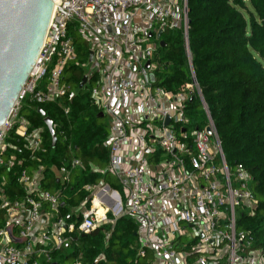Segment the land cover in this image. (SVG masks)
Listing matches in <instances>:
<instances>
[{
  "label": "built area",
  "instance_id": "1",
  "mask_svg": "<svg viewBox=\"0 0 264 264\" xmlns=\"http://www.w3.org/2000/svg\"><path fill=\"white\" fill-rule=\"evenodd\" d=\"M55 4L37 62L1 128L0 164L14 162V156L3 155L6 136L13 130L27 140L32 153L45 151L42 129L29 132L21 108L27 100L55 101L69 91L64 73L77 57L69 32L73 28L92 51V59L82 67L91 64L86 75L95 84L86 91L104 115L113 117L103 141L109 150L103 171L117 178L123 195L106 186L86 185L90 202L75 207L73 219L67 221L59 215L61 195L42 189L38 172L23 170L18 181L26 198L12 201L2 195L6 221L0 226V264H50L52 252L71 242L73 233L88 234L113 223L109 212L135 220L139 255L151 252L150 264H264V244L257 245L252 232L240 225V219L253 215L259 205L253 176L243 164L227 162L195 79L189 0H59ZM159 30L162 35L157 38ZM165 31L181 32L191 74V81L176 92L158 85L157 77L151 79L159 68L153 58ZM195 95L211 134L206 127L189 132L186 104ZM78 168L82 162L73 156L58 169L59 180L69 182L72 170ZM10 229L24 241L12 242ZM72 264L87 263L79 256Z\"/></svg>",
  "mask_w": 264,
  "mask_h": 264
},
{
  "label": "trees",
  "instance_id": "2",
  "mask_svg": "<svg viewBox=\"0 0 264 264\" xmlns=\"http://www.w3.org/2000/svg\"><path fill=\"white\" fill-rule=\"evenodd\" d=\"M189 39L195 77L214 120L222 148L230 165L243 164L252 174V187L259 198L253 215L240 219V225L264 244V0H189ZM70 35L76 60L69 64L64 80L67 94L55 101H26L21 114L29 123L28 131L42 129L45 151L32 153L27 140L11 131L6 136L5 157L14 156L11 166L0 164V226L6 221L1 208L2 195L12 201L24 200L27 192L18 177L23 170L39 173V185L61 195L59 215L73 219V209L89 200L86 185L108 183L122 187L107 168L109 150L103 146L110 125L101 109L94 105L88 91L80 88L86 74L82 65L89 60V46L73 28ZM161 47L157 84L178 91L191 81L183 36L180 31H165ZM79 89L76 93L74 90ZM74 96L71 97V94ZM45 111L42 115L38 108ZM68 108V111H65ZM186 113L194 129L207 126L200 98L187 101ZM54 122L57 142L44 121ZM76 156L82 168L71 172L70 181L59 180L58 169ZM89 202L87 203L89 205ZM44 209H48L45 205ZM70 216V218H69ZM113 223L97 226L91 233H73V240L52 252L50 264H63L79 256L87 264H150L152 257L140 256L138 224L128 215L115 217Z\"/></svg>",
  "mask_w": 264,
  "mask_h": 264
},
{
  "label": "water",
  "instance_id": "3",
  "mask_svg": "<svg viewBox=\"0 0 264 264\" xmlns=\"http://www.w3.org/2000/svg\"><path fill=\"white\" fill-rule=\"evenodd\" d=\"M58 1L0 0V131L37 62L53 12L57 7L55 3ZM161 35L162 30H159L156 37L160 38ZM160 45L165 46L163 39L160 40ZM91 59L92 51L89 55V60ZM151 79L156 80L155 73L151 74ZM87 81L88 76L85 74L80 88H83ZM73 96L74 93L71 94V97ZM38 111L45 115L41 107ZM101 115L104 116V113L101 112ZM44 121L51 133L54 146L57 142L54 122L49 116H46ZM169 122L170 117H167L166 124ZM206 130L212 133L210 127H206ZM10 232L12 242L24 241L15 238L12 229Z\"/></svg>",
  "mask_w": 264,
  "mask_h": 264
},
{
  "label": "rangeland",
  "instance_id": "4",
  "mask_svg": "<svg viewBox=\"0 0 264 264\" xmlns=\"http://www.w3.org/2000/svg\"><path fill=\"white\" fill-rule=\"evenodd\" d=\"M155 40L152 38L151 39V42H154ZM161 47L162 46H159V48H158V50H157V52H156V54H155V56H154V58H153V61L157 64H159V57L161 56ZM84 68V71H85V73L87 74V73H89V72H91L92 71V67H91V64L90 63H88L85 67H83ZM44 81H45V78H44ZM95 84V82H94V80H90V81H88L87 82V84H86V86L83 88L84 90H86V88H90L91 86H93ZM76 93L79 91V89H75L74 90ZM103 120L106 122V123H108L109 125L112 123V120H113V117L110 115V114H106V115H104V117H103ZM194 131V127H192L191 125L189 126V132H193ZM113 211V213L115 214V215H117V213L114 211V210H112ZM151 258V256L150 255H148V258L147 259H150ZM63 264H71V260H66Z\"/></svg>",
  "mask_w": 264,
  "mask_h": 264
},
{
  "label": "crops",
  "instance_id": "5",
  "mask_svg": "<svg viewBox=\"0 0 264 264\" xmlns=\"http://www.w3.org/2000/svg\"><path fill=\"white\" fill-rule=\"evenodd\" d=\"M113 177L117 180V178L113 175ZM118 181V180H117ZM119 183V182H118ZM120 184V183H119ZM98 186H106L107 188H112L108 183H106V182H102V183H100ZM120 186H121V184H120ZM122 187V186H121ZM112 189H114V188H112ZM114 190H116V189H114ZM119 191V190H118ZM121 192V191H120ZM121 194L123 195V189H122V192H121ZM148 254H150V256L153 258V256H152V253L151 252H149ZM71 260V264L73 263V261L75 260V259H70Z\"/></svg>",
  "mask_w": 264,
  "mask_h": 264
},
{
  "label": "bare ground",
  "instance_id": "6",
  "mask_svg": "<svg viewBox=\"0 0 264 264\" xmlns=\"http://www.w3.org/2000/svg\"><path fill=\"white\" fill-rule=\"evenodd\" d=\"M99 212H103V208L99 207Z\"/></svg>",
  "mask_w": 264,
  "mask_h": 264
}]
</instances>
